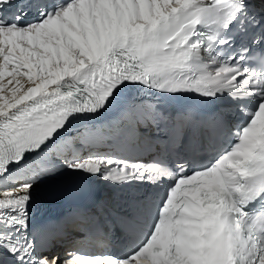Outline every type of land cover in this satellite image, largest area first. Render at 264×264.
<instances>
[{
  "label": "snow or ice",
  "instance_id": "6c2138e0",
  "mask_svg": "<svg viewBox=\"0 0 264 264\" xmlns=\"http://www.w3.org/2000/svg\"><path fill=\"white\" fill-rule=\"evenodd\" d=\"M134 84L232 106L204 120L133 100L74 155L70 141L49 147L70 115L101 112ZM21 167L33 178L13 179ZM65 168L162 189L74 213L124 250L61 257L64 226L31 227L34 179ZM74 262L264 264V16L248 0H0V264Z\"/></svg>",
  "mask_w": 264,
  "mask_h": 264
},
{
  "label": "bare ground",
  "instance_id": "6f19581e",
  "mask_svg": "<svg viewBox=\"0 0 264 264\" xmlns=\"http://www.w3.org/2000/svg\"><path fill=\"white\" fill-rule=\"evenodd\" d=\"M82 139H87L85 131L83 128L80 127H75L72 128V125H65L64 129L60 131V133L54 137L53 142H50L49 147L53 145H60L64 144L67 141H70L68 144V148L64 152V155L66 156H72L74 155V151L76 149L80 148V143L79 141ZM72 141V142H71ZM32 154H29L31 156ZM40 158L39 156H35L33 160L28 158V161L34 162L35 159ZM59 163V161H56ZM48 166L47 160L45 161V167ZM67 171V169H61L60 171H57L55 174H60V172ZM34 175V170L31 167H21L18 172L15 173L13 179L19 180V181H24L28 179H32ZM50 174H45L42 177H36L34 179V186H36L39 182L43 181L46 179Z\"/></svg>",
  "mask_w": 264,
  "mask_h": 264
}]
</instances>
